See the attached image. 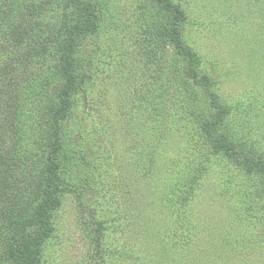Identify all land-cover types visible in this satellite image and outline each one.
Here are the masks:
<instances>
[{
    "label": "rangeland",
    "instance_id": "rangeland-1",
    "mask_svg": "<svg viewBox=\"0 0 264 264\" xmlns=\"http://www.w3.org/2000/svg\"><path fill=\"white\" fill-rule=\"evenodd\" d=\"M95 1L97 32L78 50L90 78L70 95L62 122L65 192L40 264H264V182L199 144L184 109L210 107L197 87L180 106L174 48L152 34L167 15L155 0ZM65 2L0 0V146L16 162L17 199L33 194L22 177L36 175L47 152L45 141L34 148L40 92L53 100L64 82L57 49L36 54L34 47L62 21ZM171 2L184 10L183 39L229 111L224 131L264 159V0ZM67 14L69 27L76 16ZM21 29L24 43L15 36ZM31 141L39 156L19 162L13 148L23 155ZM193 161L207 170L197 171L184 204L176 185ZM100 224L103 250L94 238Z\"/></svg>",
    "mask_w": 264,
    "mask_h": 264
},
{
    "label": "trees",
    "instance_id": "trees-1",
    "mask_svg": "<svg viewBox=\"0 0 264 264\" xmlns=\"http://www.w3.org/2000/svg\"><path fill=\"white\" fill-rule=\"evenodd\" d=\"M155 2L165 12L168 20L154 23L152 34L156 35L155 38L160 40L164 48L169 46L174 48L179 65L180 106L186 105L189 88L197 87L205 92L210 107L209 111L204 112L192 111L191 108L184 109L195 124L199 134V144L202 147L209 146L215 153L222 154L235 162L246 174L258 176L264 182V159L240 149L239 144L224 131L229 111L215 91L212 79L200 72L199 57L183 39L181 26L186 20L184 10L181 6L173 4L171 0H155ZM96 8L95 0H66L62 7V21L53 33L44 31V39L34 47L36 54H45L50 47L57 49L61 58L58 72L64 82L53 100L49 99L46 90L40 92L43 99L38 106L36 119L38 131L41 133L37 134L38 139L35 141L37 145L35 144L34 148L39 149L40 142L45 141L47 152L40 155L42 166L38 173L35 175L25 171L22 177V181L28 183V186H33V194L26 199L22 197L17 199L19 193L10 189L12 184L10 172L16 162L10 161L12 155L6 147L0 146V264H40L45 244L55 231L53 216L61 207L62 195L65 192L62 164L67 151V135L65 124L62 122L70 113V95L73 91L80 90L90 78L85 61L78 55V50L83 36L97 32L100 18L95 14ZM69 11L75 13L76 21L67 27L65 17H68ZM38 27L41 28V25ZM63 32L69 34L68 39H60ZM15 36L23 41L24 31L22 29L16 31ZM25 54L30 55L31 52L26 51ZM27 55L21 59L24 63ZM42 82L45 84L44 76ZM183 85H188L184 87L186 93L182 91ZM30 143L23 155L18 147L14 146L12 153L15 159H20L19 162L31 156L33 158L39 156L34 149L31 151L30 147L34 142ZM197 161L191 163L190 172L183 173L176 185L179 190L177 197L184 204L188 203L190 192L195 190V186L199 183L197 171L207 170L200 169L202 166ZM103 230L104 225H98L94 237L96 246L101 250L105 249Z\"/></svg>",
    "mask_w": 264,
    "mask_h": 264
},
{
    "label": "water",
    "instance_id": "water-1",
    "mask_svg": "<svg viewBox=\"0 0 264 264\" xmlns=\"http://www.w3.org/2000/svg\"><path fill=\"white\" fill-rule=\"evenodd\" d=\"M87 101V98H86V96H85V102Z\"/></svg>",
    "mask_w": 264,
    "mask_h": 264
}]
</instances>
